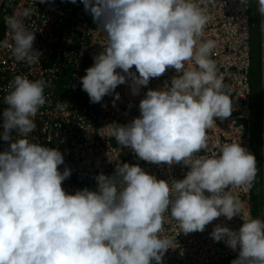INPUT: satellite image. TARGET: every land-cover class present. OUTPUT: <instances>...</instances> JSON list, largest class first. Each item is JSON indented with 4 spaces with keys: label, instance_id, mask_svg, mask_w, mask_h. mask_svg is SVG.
<instances>
[{
    "label": "clouds",
    "instance_id": "9594fccd",
    "mask_svg": "<svg viewBox=\"0 0 264 264\" xmlns=\"http://www.w3.org/2000/svg\"><path fill=\"white\" fill-rule=\"evenodd\" d=\"M81 2L106 36L103 51L80 78L91 103L112 94L126 78L136 95L151 78L176 70L162 90L146 92L138 117L104 129L139 159L182 163L188 171L169 182L139 165L117 163L113 175L95 176V189L66 193L62 182L71 170H59L61 151L27 139L36 127L33 118L46 104L47 84L16 75L0 113V139L11 141L0 152V264H162L172 248L162 235L166 222L175 223L176 235L188 234L203 232L220 216L242 221L238 230L218 224L210 233L214 241L239 249L231 264H264V219L243 212V202L232 191L252 186L256 157L240 142L224 143L218 154H199L207 150L215 118L232 113V100L211 58L215 41L201 40L209 20L205 11L195 0ZM257 3L264 16V0ZM32 11L25 6L6 16L11 43L0 41V48L28 64L41 54L33 49L35 33L24 24ZM260 27L264 30V22ZM119 99L117 92L113 106ZM65 106L59 102L57 108Z\"/></svg>",
    "mask_w": 264,
    "mask_h": 264
},
{
    "label": "built area",
    "instance_id": "2783aa9c",
    "mask_svg": "<svg viewBox=\"0 0 264 264\" xmlns=\"http://www.w3.org/2000/svg\"><path fill=\"white\" fill-rule=\"evenodd\" d=\"M195 2L209 17L201 40L215 41L211 58L232 100L231 115L223 120L215 118L216 126L207 132V150L199 154H218L221 145L233 142H240L253 154L250 121L253 101L251 32L254 24L251 21V0H245V3L242 0ZM25 6H30L33 11L24 24L35 33L33 49L41 54L38 62L28 64L17 61L9 48H0V113L6 107L3 97L16 75L46 82V104L33 118L36 127L27 139L61 151L64 163L58 166L59 170L62 172L65 167L71 170L70 177L62 182L65 192L74 194L84 188L95 189V176L100 173L113 175L117 163L139 165L158 180L171 182L183 179L188 171L187 166L182 163L169 166L141 160L129 147L119 145L109 135V130L104 129L114 122L123 125L138 117L139 102L146 92L149 89L162 90L166 82L170 84L176 70L169 68L160 77L151 78L149 84L141 86L136 95L131 92V78H126V82L118 85L112 94L105 95L98 103H91L89 98L83 99L85 91L80 78L93 65V58L103 51L106 44L101 25L94 22L92 15L84 10L81 0H76V3L71 0H45V3H40V0H1L0 14L11 16ZM260 17L261 23L264 22V16ZM261 35L264 79V30H261ZM5 39L11 43L7 24L0 41ZM130 71L135 72V66ZM117 92L120 99L113 106L112 101ZM59 102L66 106L57 108ZM0 143H3V139H0ZM232 191L243 202L242 211L253 217L252 186L248 189L238 187ZM241 223L239 216L231 220L220 216L206 225L203 232L176 235L175 223L166 222L162 235L171 240L172 248L165 252L162 264H231L237 258L239 249L233 251L223 241H214L210 233L218 224L238 230Z\"/></svg>",
    "mask_w": 264,
    "mask_h": 264
},
{
    "label": "rangeland",
    "instance_id": "374dc122",
    "mask_svg": "<svg viewBox=\"0 0 264 264\" xmlns=\"http://www.w3.org/2000/svg\"><path fill=\"white\" fill-rule=\"evenodd\" d=\"M258 3L257 0H251V21L254 24V28L251 32V46L253 50V71L254 75L252 76V82L255 83L257 87H260L262 92V99H264V79H263V68H262V35H261V17L258 12ZM86 93V92H85ZM84 93V94H85ZM251 132L252 136L254 135L255 140L257 143L261 141V133H262V153H253V155L256 157V166H257V173L262 172L263 175L261 176L262 180V189H263V178H264V120L261 122V119L257 115H252L251 111ZM17 133L15 130H13L10 133V136L15 138ZM11 141H4L3 143H0V152H3L5 150H8L9 144ZM261 150V149H260ZM262 167V168H261ZM260 178L258 177L259 183H261ZM262 192H264L262 190Z\"/></svg>",
    "mask_w": 264,
    "mask_h": 264
},
{
    "label": "trees",
    "instance_id": "16d2710c",
    "mask_svg": "<svg viewBox=\"0 0 264 264\" xmlns=\"http://www.w3.org/2000/svg\"><path fill=\"white\" fill-rule=\"evenodd\" d=\"M7 15L0 14V38L2 37L4 28L6 26L4 18ZM253 54V50H252ZM253 57V56H252ZM254 67V65H253ZM252 67V73H251V79L254 75ZM252 90H253V101H252V115H257L261 122L264 120V99H262V92L260 87H257V85L252 82ZM83 99H88L89 96L87 93L83 94ZM262 133H261V141L260 143L255 140V137L253 135V153L259 152L262 153ZM261 149V150H260ZM262 168V167H261ZM263 175L262 172H259V174H256L255 179L252 184V209H253V217L254 218H261L262 219V213H263V192H262V180L261 176ZM258 177L261 180V183L258 181Z\"/></svg>",
    "mask_w": 264,
    "mask_h": 264
},
{
    "label": "bare ground",
    "instance_id": "6f19581e",
    "mask_svg": "<svg viewBox=\"0 0 264 264\" xmlns=\"http://www.w3.org/2000/svg\"><path fill=\"white\" fill-rule=\"evenodd\" d=\"M263 183H264V178H263ZM264 185V184H263ZM263 190V189H262Z\"/></svg>",
    "mask_w": 264,
    "mask_h": 264
},
{
    "label": "water",
    "instance_id": "95a60500",
    "mask_svg": "<svg viewBox=\"0 0 264 264\" xmlns=\"http://www.w3.org/2000/svg\"><path fill=\"white\" fill-rule=\"evenodd\" d=\"M0 3H1V0H0Z\"/></svg>",
    "mask_w": 264,
    "mask_h": 264
}]
</instances>
